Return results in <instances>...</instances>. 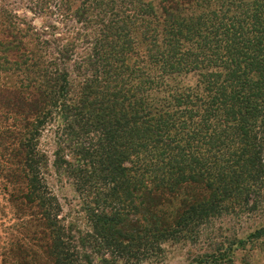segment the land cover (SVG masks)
Returning a JSON list of instances; mask_svg holds the SVG:
<instances>
[{"label":"trees","instance_id":"16d2710c","mask_svg":"<svg viewBox=\"0 0 264 264\" xmlns=\"http://www.w3.org/2000/svg\"><path fill=\"white\" fill-rule=\"evenodd\" d=\"M34 1L44 11L51 0ZM72 16L90 42L72 65L81 87L67 100L68 45L31 46L25 38L38 35L0 5V185L17 234L37 242L17 246L27 255L10 250L8 264H91L76 245L104 249L99 264L152 260L162 242L193 234L186 215L232 212L264 191V0H82ZM57 116L68 150L90 157L89 170L61 162L81 195L92 192L84 233L58 225L43 180L36 140ZM84 133L96 136L70 144ZM184 183L205 184L207 196L165 207ZM263 238L264 223L245 240ZM234 245L192 263L230 264Z\"/></svg>","mask_w":264,"mask_h":264},{"label":"rangeland","instance_id":"374dc122","mask_svg":"<svg viewBox=\"0 0 264 264\" xmlns=\"http://www.w3.org/2000/svg\"><path fill=\"white\" fill-rule=\"evenodd\" d=\"M71 1L66 2L65 0L66 9L69 8V11L63 13L62 9L58 10L56 8L58 0L49 1L47 9L44 11L42 8L36 9L37 2L34 0H0V5L7 6L12 15L16 17V22L21 28L32 30V33L34 32L38 35L33 36L30 34L32 37L25 38L31 46L36 43V40L57 41V46L68 45L70 48L69 60L64 61L60 65V68L66 72L64 83L60 87L65 92L64 95L67 100H70L76 90L81 87L79 78L75 76L78 72H76V69L72 71V65L74 66L75 62H79L80 58L88 52L87 48L90 42L89 39L83 37L84 34L80 30V25L75 22L72 16L74 9L80 6L82 0ZM65 2H61L63 7H65ZM77 31L80 33L79 36H77ZM69 41L73 44L72 48L68 44ZM53 50H55L54 47ZM20 53L18 49L15 53L9 54L8 57L16 61ZM192 81L189 77L184 78L185 84H191ZM57 122L60 124L59 116H57V121L53 123L51 121L47 122L36 140L39 151L47 159L46 169H43L45 170L43 171V180L46 189L51 192L56 199V203H58V225L66 227L68 230L72 229L70 234H75L74 230L82 233L88 232L90 231V225L86 221L85 210L82 205L83 202H87L91 198L92 192L86 194V191H84L83 195H81V191L75 186V180L66 172V165L63 166L61 162L76 163V160H80V163H84L80 165H85L86 170H89L90 157L76 152L72 154L68 150V142H66V137L61 136ZM95 136V134L92 135L91 133L80 134L77 140L72 138L70 144L73 142L72 144L74 145L86 146L89 138L93 137L94 139ZM58 146L61 147V151L57 158L54 155V151ZM204 185L184 183L180 190L176 192V197H166L168 206L165 205V207L172 206V204L177 206L180 198H185L186 196L184 199L186 202H190L192 197L196 200H201L202 196H207L209 191V189L206 191ZM84 186L89 189L88 185ZM239 199L241 203H237L232 208L228 207L233 210L232 212L229 210H213V214L200 219L186 215L189 220H192L190 229H193V234H180L179 239L186 238L183 242H162L160 244L161 251L155 255V258L131 262V264H193L192 260L195 259L193 256H201L216 249L224 250L234 244L235 249L229 251V253L233 252V256H230L231 262L228 261L230 264H264V238L257 241L245 240L249 232L264 223V191L256 190L255 193H249ZM11 214L12 209L6 202V196L3 195L0 185V264H8L9 261L7 259H10V250H17L16 252H20L22 255L32 253L28 252V249H25L24 251H27L24 253L22 251L24 248H18V245L23 247L28 244H37L36 241L27 242L26 237L21 238L23 235L17 234L18 228L15 226L17 221ZM189 237L193 241L189 242L187 240ZM238 240L243 242L245 240V244L241 248L237 244ZM75 247L78 252L82 251L89 255L91 264H99L100 260L108 258V254L104 249L92 251L88 247L83 249L77 245ZM32 248L36 250L35 247ZM27 258L29 259L30 257ZM115 264L128 263L119 259Z\"/></svg>","mask_w":264,"mask_h":264}]
</instances>
